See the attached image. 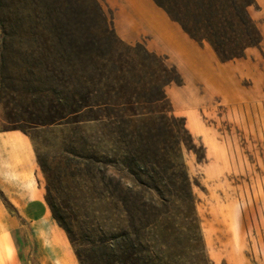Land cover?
<instances>
[{"label":"rangeland","instance_id":"rangeland-1","mask_svg":"<svg viewBox=\"0 0 264 264\" xmlns=\"http://www.w3.org/2000/svg\"><path fill=\"white\" fill-rule=\"evenodd\" d=\"M98 2L115 33H87L77 0H0V131L31 137L49 211L18 214L3 202L9 214H0V264H61L45 242L53 227L76 264H264V2L251 8L261 44L231 61L188 33L194 42H184L181 25L165 21L154 0ZM142 46L180 76L166 93L170 114L185 120L196 144L183 155L204 253L193 248L178 204H167L128 167L131 130L148 122L100 119L106 113L77 112L73 101L86 89L101 96L112 83L100 67L142 57ZM87 48L90 57L82 55ZM134 166L144 171L143 163ZM122 232L128 254L118 263L113 242Z\"/></svg>","mask_w":264,"mask_h":264},{"label":"trees","instance_id":"trees-1","mask_svg":"<svg viewBox=\"0 0 264 264\" xmlns=\"http://www.w3.org/2000/svg\"><path fill=\"white\" fill-rule=\"evenodd\" d=\"M77 1L82 7L83 26L87 33L92 34L96 27L103 35L115 33L98 0ZM154 1L191 38L209 43L222 61L244 57L249 48L260 45L263 40L261 30L251 14V8L257 5L256 0ZM93 19L98 20L96 25L89 23ZM139 46L141 44L136 47ZM142 49L145 51L144 56H129L126 62L115 65L114 70L107 69L106 65L100 67V75L112 83L103 94L101 92V96H94L91 90L86 89L79 99L73 96V101L78 104L77 112L98 108L106 113L100 119L126 120L131 124L143 117L148 122L144 131L137 130L135 125L131 130L132 150L128 167L143 186L156 190L167 204H178L177 210L191 233L193 248L204 253L206 245L197 211V196L183 155L184 146L196 149V144L185 120L170 114L171 103L166 93V86L179 82L180 76L177 68L167 64L164 57L145 46ZM82 55L90 57L92 49L83 50ZM126 73L130 76H125ZM138 74H142L139 79ZM179 120L184 121L179 123ZM139 162L144 164V171L135 168L134 165ZM150 171L158 173L160 181H156ZM143 176L147 177V182ZM48 201L54 212V203ZM126 241L124 232L115 234L113 246L118 254V263L127 259ZM161 245L166 246V243L161 242ZM203 256L209 262L208 257ZM80 260L83 262L81 256Z\"/></svg>","mask_w":264,"mask_h":264},{"label":"crops","instance_id":"crops-1","mask_svg":"<svg viewBox=\"0 0 264 264\" xmlns=\"http://www.w3.org/2000/svg\"><path fill=\"white\" fill-rule=\"evenodd\" d=\"M256 1L264 2V0ZM157 9L155 11H159L165 21L171 19L163 8L158 6ZM173 21L171 23H177ZM176 34L184 42L189 44L194 42L183 29H177ZM45 193L46 190L39 177L37 156L31 137L18 129L0 131L1 216L9 214L3 202L10 203L18 214H49ZM47 241H50L47 245L49 251L53 252L51 256L57 257L59 263L76 264L69 246L54 227L45 235V242Z\"/></svg>","mask_w":264,"mask_h":264}]
</instances>
